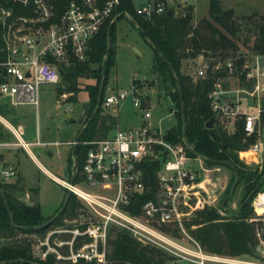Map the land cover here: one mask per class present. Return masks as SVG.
Listing matches in <instances>:
<instances>
[{"label": "built area", "instance_id": "obj_1", "mask_svg": "<svg viewBox=\"0 0 264 264\" xmlns=\"http://www.w3.org/2000/svg\"><path fill=\"white\" fill-rule=\"evenodd\" d=\"M122 1L1 0L0 97L10 98L13 104L29 102L37 106L40 85L59 82L61 66L84 61L89 40L100 31L105 20L111 17L112 21L120 14L132 19L128 11L115 13ZM131 2L136 13L149 18L166 10L178 14V7L193 0ZM210 63L211 69L223 67L228 73L219 76L209 92L214 115L225 121L231 131L242 117L245 135L256 132L259 136L243 152L260 153L262 162L264 48L232 55L215 64L200 56L192 73L196 77L206 76ZM233 76L243 86L224 87L222 82ZM102 92L99 107L104 111L133 92L132 105L139 121L124 128L116 127L104 137L82 142L88 148L81 167L73 171L70 180H61L65 190L74 194L77 207L72 214L53 220L42 232L29 233L31 256L36 261L52 257L60 264H111L107 254L110 237L115 231L124 230L141 243L165 252L168 256L165 264H264L261 230L256 232L255 258L215 253L201 245L190 233L186 221L206 204L220 206L218 194L212 193L209 186V172L213 168L204 167L200 157L192 164L193 157L186 151L190 145L168 139L162 118L153 122L151 108L136 87L130 85L129 90L116 91L108 88L107 93ZM242 93L249 95L254 111L243 110L242 102L246 99L241 98ZM8 127L18 140L0 141V149L48 143L38 138L25 141L23 127ZM241 157L246 161L247 155ZM72 158L75 159L74 153ZM158 159L161 163L153 188L144 181L143 163ZM76 172L78 177L74 179ZM14 174L12 168L0 169L4 179ZM144 195L148 197L142 200ZM254 206L259 215L250 220H264V189L257 193Z\"/></svg>", "mask_w": 264, "mask_h": 264}, {"label": "trees", "instance_id": "obj_2", "mask_svg": "<svg viewBox=\"0 0 264 264\" xmlns=\"http://www.w3.org/2000/svg\"><path fill=\"white\" fill-rule=\"evenodd\" d=\"M208 8L210 18L203 16L196 22L191 4L178 7V14L169 13L166 10L147 18L136 13L131 0H123L116 7L115 13L128 11L132 21L152 47L153 60L150 67L152 78L149 85L156 84L159 95L168 97L167 108L173 114V123L166 131L168 139L189 144L190 147H187L186 151L191 157L197 156L195 154L197 153L203 155L207 163L222 164L233 171V179L227 193L221 198L220 206L206 204L203 208L195 210L186 221L190 233L208 251L255 258L258 254L256 232L261 230L264 233V220H250L254 216L253 198L259 191L237 214L232 212L237 210L229 207V201L232 200L233 195L227 200L229 210L222 207V200L229 196L237 172L239 180L236 188L243 187L241 205L264 176V160L261 163L248 164L241 159L239 153L240 150L248 149L259 136L256 132L250 136L245 135L243 118L237 121L236 128L231 131L225 121L214 115L209 92L219 76L228 74L223 67L208 69L206 76L196 77L192 72L184 70V62L188 59H199L202 56L213 60L215 64L248 50H262L264 48V15L261 21L256 20L255 26L246 31L240 18L235 16L234 8H224L219 0H209ZM120 17L123 15L120 14L116 19ZM115 22L112 23L111 28L109 27L111 17L102 23L100 31L88 42L89 47L84 61L73 62L68 67L61 66L63 74L60 77L63 86L57 87V93L59 95L70 93L67 97L70 99L75 97L80 88H83L89 94L88 101L83 107L81 128L96 110L102 74L105 76L102 90L104 91L108 73L115 65ZM109 29L111 48L105 57L103 73V58L108 46ZM87 70L95 81L81 87L78 78ZM131 85L139 89L143 84L134 77ZM142 98L147 100L148 95L142 94ZM102 110L99 107L87 122L74 148L77 169L81 167L88 148L82 142L104 137L116 126V118ZM211 117L214 118V124L206 127V122ZM2 128L0 123V139L6 140L7 137ZM73 161L74 158H71V164ZM160 163V159L143 163L144 181L153 188L156 185V170ZM77 177L76 172L74 179ZM23 191L21 177L6 180L0 175V238L3 239L0 244V264H60L52 257L36 261L31 256L28 234L42 232L45 227L42 229L34 227L42 225L57 211L54 214L45 215L37 202H24L20 199ZM65 196L66 194L64 198ZM147 197L148 195H144L142 200ZM76 207L75 196L70 195L65 210L54 221L60 220L66 214H72ZM221 208L224 212L220 210ZM10 212L13 223L10 222ZM107 254L111 264H165L168 259L167 254L159 248L141 243L124 230H117L110 237Z\"/></svg>", "mask_w": 264, "mask_h": 264}, {"label": "rangeland", "instance_id": "obj_3", "mask_svg": "<svg viewBox=\"0 0 264 264\" xmlns=\"http://www.w3.org/2000/svg\"><path fill=\"white\" fill-rule=\"evenodd\" d=\"M142 1L144 0H135L134 4H138ZM219 2L226 9L234 8L235 16L240 18L246 31L255 26L256 20L261 21L264 15V0H219ZM208 3L209 0H193L191 5L194 8L193 13L195 22L203 16L210 18ZM115 27V65L108 73L109 76L105 84L104 92L107 93L108 88H111L113 91L119 89L129 90L132 79L134 77L138 78L143 84L138 91H140L141 95L144 93L148 95L147 103L152 111L153 122L157 123L159 118H162L161 122L164 128H167L173 123V115L169 113L167 108L169 101L168 97L163 94L159 95L156 84L149 85L152 78L150 67L153 60L151 45L144 39L140 29L131 18L127 16L120 17L117 19ZM198 61L199 59L186 60L184 62V70L190 72L195 71L198 67ZM94 81V78L90 76L89 70L78 78L81 87L86 85V83H92ZM239 81L237 77L233 76L231 78H226L222 83L226 88L243 86ZM58 86H63L61 79L59 82L53 84H41L38 89L37 106L29 102L13 104L10 98L0 97V106H6L11 113L5 115L8 121L14 127L18 125L25 127V132L22 136L25 141H35L38 134V139L41 141L53 142V144L44 143L29 145L30 151L38 161L31 156V153L25 146L24 148L12 146L4 150V153L8 156L13 155L12 153L15 152V149L18 150V159H20V165L18 167L20 175L24 176L26 180L24 191L21 193L20 199L24 202L37 201L45 215L52 214L57 210L65 190L63 186L53 180L51 176L47 175L38 162H41L53 174H58L61 178L70 180L69 174L66 172V161L69 163L68 165H70L73 155L72 150L74 143L70 144V142L76 139L81 129V114L89 98L88 92L80 88L76 92L74 98L67 99L70 93L59 95L57 93ZM242 97L246 99L242 102L243 110L247 112L254 111L255 105L252 104L249 95L242 93L241 98ZM133 98V92H129L125 99L119 101V104H111L105 107L106 112L116 118V126L112 128L111 131L116 127L124 128L136 123L138 117L134 115L135 108L132 105ZM57 104L60 105L58 106ZM70 107V110H66V108ZM241 118L242 117L239 119ZM0 123L3 127L2 130L6 134L7 140L10 142L17 141L18 139L12 131L8 127H5L2 122ZM55 141L59 143L54 144ZM51 152L53 153L52 155ZM197 158L198 156H194L191 159L192 164L198 162ZM203 166L213 168V170L209 172V186L211 187L212 193L215 195L218 194V198L221 199L227 193L230 187L229 184L233 179L232 169L222 164H209L206 161H204ZM28 185L37 186L38 191ZM262 185V189H264V182ZM256 195L253 198V205ZM242 198L243 187L236 188L232 200L229 201V207L233 210L239 209ZM253 215H259L255 206ZM29 235L30 234H28V237ZM2 241L3 239L0 238V244Z\"/></svg>", "mask_w": 264, "mask_h": 264}, {"label": "crops", "instance_id": "obj_4", "mask_svg": "<svg viewBox=\"0 0 264 264\" xmlns=\"http://www.w3.org/2000/svg\"><path fill=\"white\" fill-rule=\"evenodd\" d=\"M116 21H117V19H116ZM116 23V22H115ZM144 95H146V93H144ZM58 106L60 105V104H57ZM169 110V109H168ZM169 112H170V110H169ZM83 113H84V110L82 111V114H81V117H82V115H83ZM6 114H11L10 113V111L6 108V106L5 107H2V106H0V122H2L3 124H4V126L5 127H8V125H12L9 121H8V119L5 117V115ZM135 115V114H134ZM173 115V114H172ZM135 116H137L138 118H137V121H136V123L139 121V116L136 114ZM135 123V124H136ZM171 125V124H170ZM169 125V126H170ZM13 126V125H12ZM19 126V125H18ZM21 127H23V126H21ZM9 128V127H8ZM24 128V132H25V127H23ZM168 128V127H167ZM10 129V128H9ZM37 138H38V134H37ZM36 140V139H35ZM40 140V139H39ZM0 141H8L7 139L6 140H1L0 139ZM41 141V140H40ZM28 142H31V141H28ZM42 142H44V141H42ZM48 143H51V144H53V142H48ZM55 143H59L58 141H55L54 142V144ZM39 144H44V143H39ZM39 144H37V145H39ZM71 144V143H70ZM24 148V146L22 147V146H19V148ZM9 148H11V147H7V148H2V149H0V169H7V168H12L14 171H15V174L13 175V176H11V177H9L8 179H6V180H15L16 178H18V177H21L22 178V182H23V185L24 184H26V180H25V177L24 176H22V175H20V171H19V165H20V159H18V150H16L15 149V152H13L12 154L13 155H6L5 153H4V150H7V149H9ZM27 149L29 150V152L31 153V156L34 158V159H36L35 158V156H34V154L30 151V148L29 147H27ZM244 150H240L239 151V153H240V157H241V155H244V153H249V152H243ZM253 154L250 156V155H247V157H245V159H247L245 162L246 163H248V164H252V162L253 163H261V154L260 153H258V152H254V151H251ZM53 153L51 152V155H52ZM244 157V156H243ZM67 158V157H66ZM68 159V158H67ZM241 159H242V157H241ZM201 160L203 161V163H204V161H206L204 158H201ZM243 160V159H242ZM36 161H38L37 159H36ZM39 163V165L43 168V170L47 173V175H49V176H51V178L53 179V180H55V181H57L60 185H61V180H63V178H61L58 174H53L47 167H45L41 162H38ZM66 163H67V161H66ZM65 180V179H64ZM29 187H31V188H35V190L37 189V191H38V188H37V186H30V185H28ZM62 186V185H61ZM63 189L65 190V188L63 187ZM67 193V191L65 190V193H64V195ZM64 195H63V198H64ZM63 198H62V201H61V203H60V205H62V203H63ZM220 201H221V199H220ZM34 202H37V201H34ZM31 203V202H30ZM38 203V202H37ZM60 205L58 206V208H60ZM57 208V209H58ZM57 211V210H56ZM55 211V212H56ZM54 212V213H55ZM54 213H52V214H54ZM49 215H51V214H49Z\"/></svg>", "mask_w": 264, "mask_h": 264}, {"label": "water", "instance_id": "obj_5", "mask_svg": "<svg viewBox=\"0 0 264 264\" xmlns=\"http://www.w3.org/2000/svg\"><path fill=\"white\" fill-rule=\"evenodd\" d=\"M168 12L171 13V10H168ZM116 18H117V16H116ZM116 18L113 19V20L111 21V24L109 25L110 28H111L112 23H113L114 21H116ZM109 33H110V29H109V31H108V42H107V43H108V46H107V50H106L105 56H104V58H103V59H104V61H103V69H102V72H103V73H104L105 57L109 54V51H110V48H111V43L109 42ZM211 68H212V64L210 63L209 66H208V69H211ZM59 72H60V74H63V70H62V69H59ZM102 76H103V78H102V82H101L100 87H99V97H98V102H97V105H96V107H95L96 110H95L94 114H95V113L97 112V110L99 109L100 100H101L102 93H103L102 90H103V86H104L105 76H104V74H102ZM102 111H104V108H103ZM94 114H93V115L87 120V122H88V121L94 116ZM87 122L84 124V126H83V127L80 129V131L78 132V135H77V137H76V139H75L76 142H75V144H74V146H73L72 154L74 153V148H75V146H76V143L78 142V139H79V137H80L81 132H82L83 129L87 126ZM213 124H214V118L211 117V118H209V120H207V122H206V127H211V126H213ZM195 154H196L198 157H200V158H204L203 155H200V154H197V153H195ZM76 168H77V159L75 158V159H74V163H73V171H75ZM238 180H239V174H238V172H237L236 180H235L234 184L232 185L233 187H232V190H231L229 196L226 197L224 200H222V207L225 208V209H227V210L230 209V208L227 206V200H228V199L234 194L235 189H236V186H237L236 184L238 183ZM263 182H264V176H263V177L261 178V180L258 182L257 186L253 189V191L249 194V196L244 200L245 202H243V204L239 207V209H237V211H232V212L235 213V214L239 213L240 210H241V208H242V207H243V206L249 201V199H251V198L253 197V195H254L257 191H259V189L263 186V185H262ZM70 195H71V192L68 191V192L66 193V196H65V198H64V201H63L62 205H61L60 208L57 210V212H56L51 218H49L47 221L43 222L42 225H39V226L34 227V228H41V229H42L43 227L48 226V225H49L54 219H56V218L58 217V215H60V214L65 210ZM3 199L5 200L4 196H3ZM5 204H6V202H5ZM8 209H9V208H8ZM10 222L13 223L11 212H10Z\"/></svg>", "mask_w": 264, "mask_h": 264}, {"label": "flooded vegetation", "instance_id": "obj_6", "mask_svg": "<svg viewBox=\"0 0 264 264\" xmlns=\"http://www.w3.org/2000/svg\"><path fill=\"white\" fill-rule=\"evenodd\" d=\"M73 163H74V161H73ZM73 163L70 165H68L69 163H66V172L69 174L70 179L73 177ZM67 165H68V167H67Z\"/></svg>", "mask_w": 264, "mask_h": 264}, {"label": "bare ground", "instance_id": "obj_7", "mask_svg": "<svg viewBox=\"0 0 264 264\" xmlns=\"http://www.w3.org/2000/svg\"><path fill=\"white\" fill-rule=\"evenodd\" d=\"M253 153L252 152H249V153H244V155H252ZM247 160V159H246Z\"/></svg>", "mask_w": 264, "mask_h": 264}]
</instances>
